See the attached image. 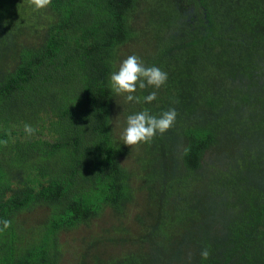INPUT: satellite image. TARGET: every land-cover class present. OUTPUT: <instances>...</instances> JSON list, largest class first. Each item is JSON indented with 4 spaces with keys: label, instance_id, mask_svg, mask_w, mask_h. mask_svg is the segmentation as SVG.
I'll return each instance as SVG.
<instances>
[{
    "label": "trees",
    "instance_id": "1",
    "mask_svg": "<svg viewBox=\"0 0 264 264\" xmlns=\"http://www.w3.org/2000/svg\"><path fill=\"white\" fill-rule=\"evenodd\" d=\"M133 54L168 74L139 102L110 86ZM0 140V264H264V0H0Z\"/></svg>",
    "mask_w": 264,
    "mask_h": 264
},
{
    "label": "clouds",
    "instance_id": "2",
    "mask_svg": "<svg viewBox=\"0 0 264 264\" xmlns=\"http://www.w3.org/2000/svg\"><path fill=\"white\" fill-rule=\"evenodd\" d=\"M29 4L35 9H43L50 5L51 0H28ZM168 79L167 72L157 66H146L137 55H129L123 59L118 69L110 75V86L117 95H124L129 102H139V97L133 95L137 87L144 89L153 87L159 89ZM157 98L155 91L148 94L144 100L147 103ZM178 113L175 108H169L163 111L159 116L151 114L148 110H142L134 114H130L126 118V126L123 128L120 139L123 144L130 147L140 143H148L157 134H163L169 130L175 123ZM24 131L32 135L35 129L29 125H24ZM10 134V133H9ZM7 140H0V145L7 146ZM2 228L0 231L6 230L11 226V220L4 219L0 221ZM207 249L202 250L201 256L207 259L209 256Z\"/></svg>",
    "mask_w": 264,
    "mask_h": 264
},
{
    "label": "rangeland",
    "instance_id": "3",
    "mask_svg": "<svg viewBox=\"0 0 264 264\" xmlns=\"http://www.w3.org/2000/svg\"><path fill=\"white\" fill-rule=\"evenodd\" d=\"M49 208L48 207H41L37 212L33 213V219H36L37 217L38 218H43V215L44 214H47ZM111 210H109V212L106 213V216L107 220H109L108 222H110L112 220V217L114 216L113 214L110 213ZM132 212L136 213L137 212V208H135ZM108 213H110V217L108 215ZM30 217V218H31ZM109 217V218H108ZM32 218L30 220H32ZM75 230V229H74ZM65 230L63 231L62 233V237H61V240L62 242H65L66 244L64 245V260H66V262H69V261H72L73 259L77 258V256L79 255V252H80V244L83 245L84 241H79L81 240L80 236H83L85 234H90L89 232L90 231H93V230H88L84 232V229L80 228V230L78 229L77 231L75 230Z\"/></svg>",
    "mask_w": 264,
    "mask_h": 264
}]
</instances>
